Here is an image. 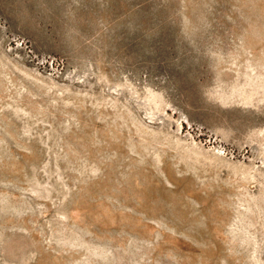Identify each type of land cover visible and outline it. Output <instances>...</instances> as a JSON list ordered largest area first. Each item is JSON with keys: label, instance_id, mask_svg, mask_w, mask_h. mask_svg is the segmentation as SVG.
I'll list each match as a JSON object with an SVG mask.
<instances>
[{"label": "rangeland", "instance_id": "obj_1", "mask_svg": "<svg viewBox=\"0 0 264 264\" xmlns=\"http://www.w3.org/2000/svg\"><path fill=\"white\" fill-rule=\"evenodd\" d=\"M0 264H264V0H0Z\"/></svg>", "mask_w": 264, "mask_h": 264}]
</instances>
